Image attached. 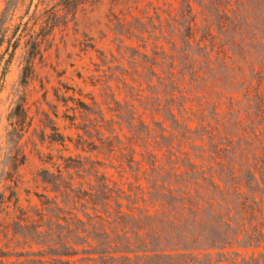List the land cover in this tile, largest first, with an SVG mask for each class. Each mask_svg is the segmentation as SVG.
Returning a JSON list of instances; mask_svg holds the SVG:
<instances>
[{
    "label": "trees",
    "instance_id": "16d2710c",
    "mask_svg": "<svg viewBox=\"0 0 264 264\" xmlns=\"http://www.w3.org/2000/svg\"><path fill=\"white\" fill-rule=\"evenodd\" d=\"M93 1L40 0L23 12L22 0H6L0 46L7 43L11 58L25 39L31 69L52 32ZM150 10L136 23L113 22L121 38L155 39L142 71L138 50L117 46L130 68L122 75L145 87L109 76L162 120L151 127L138 119L131 136L92 144L119 162L126 181L109 180L88 157H59L56 172L39 174L52 193L36 195L39 206H18L6 185L0 212L9 216L12 202L18 213L0 222V234L29 250L0 247V264H264V0H178ZM111 96V112L134 121L136 108ZM101 121L113 132L112 119ZM84 143L80 137L76 147Z\"/></svg>",
    "mask_w": 264,
    "mask_h": 264
},
{
    "label": "rangeland",
    "instance_id": "374dc122",
    "mask_svg": "<svg viewBox=\"0 0 264 264\" xmlns=\"http://www.w3.org/2000/svg\"><path fill=\"white\" fill-rule=\"evenodd\" d=\"M5 1L0 0V12ZM39 1L22 0L21 11H31ZM177 2L94 0L83 5L74 20L52 32L49 41L43 44L42 57H35L31 69L24 66L28 56L25 39L19 41L11 58L12 51L7 43L0 46V193L8 195V190H5L8 185L16 193L18 206L25 209L39 206L36 195L52 196L39 174L44 169L56 172V167L62 166L59 157H88L101 163L99 171L106 174L109 180L118 183L126 181L128 175L121 172L119 162L105 151L93 150L92 144L97 146L99 138L117 136L124 139L131 136L129 125L132 123L135 128L138 127V119L151 127L153 121L162 119L146 111L141 103L126 97L123 90L116 88L121 87L119 80L109 76L114 72L119 79H124L135 88H144L145 85L139 88L137 83L131 82L129 74L122 75L121 68L129 71L130 68L127 59L121 57L123 49L119 51L117 46L127 45L137 49L140 53L135 56L137 70L142 71L143 63L149 65L143 55L152 58L155 43L148 33L142 35L145 42L119 37L113 31L114 16L136 23L134 18H141L145 9L150 10L163 3L175 5ZM12 23L17 24L19 20ZM6 35L10 36V32ZM111 93L121 104L127 100L136 108L134 121L130 120V113H124L119 119L111 112V107L115 108L113 103H108L112 100ZM135 94L138 92L135 91ZM80 102L87 105V110L80 108ZM101 116L114 121L113 132L106 130L107 125L103 124ZM58 135L64 137L63 143L57 141ZM80 137L86 143L76 147ZM22 155L25 160L19 164ZM141 183L145 186L144 181ZM8 211L9 216L0 212V222L5 225L11 224L18 213L12 202ZM5 243H8V249ZM26 245L10 234L6 239L0 234V247L5 251L16 253L29 250ZM11 259L14 260V257Z\"/></svg>",
    "mask_w": 264,
    "mask_h": 264
}]
</instances>
